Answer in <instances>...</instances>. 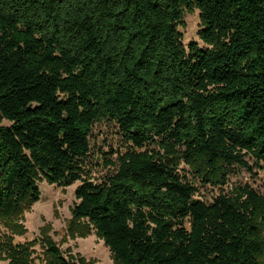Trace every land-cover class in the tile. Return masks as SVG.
Wrapping results in <instances>:
<instances>
[{"label":"trees","instance_id":"1","mask_svg":"<svg viewBox=\"0 0 264 264\" xmlns=\"http://www.w3.org/2000/svg\"><path fill=\"white\" fill-rule=\"evenodd\" d=\"M193 6L207 49L178 30ZM103 121L127 147L93 183ZM180 162L218 189L264 168V0H0V220L36 204L39 181L80 183L70 227L113 264H260L264 194L198 200Z\"/></svg>","mask_w":264,"mask_h":264},{"label":"rangeland","instance_id":"2","mask_svg":"<svg viewBox=\"0 0 264 264\" xmlns=\"http://www.w3.org/2000/svg\"><path fill=\"white\" fill-rule=\"evenodd\" d=\"M202 28L199 10L194 6L186 10L178 26L183 44L197 43L199 48L207 49L198 38ZM90 146L86 166L88 179L99 183L115 170L117 157L124 153L127 146L116 125L106 121L94 125ZM192 171L191 167L180 162V174L198 189L195 198L206 203L220 193L229 194L244 185L264 194V168L254 167L252 173L245 169H233L227 185L222 189L209 185L202 187L198 180L192 178L195 176ZM79 184L61 188L39 181L40 200L20 215L0 220V264H47L46 239L54 243L68 264H113L109 250L92 229L83 235L85 231L81 225L70 227L71 210L77 203L74 191ZM262 231L264 237V229ZM259 260L260 264H264V252Z\"/></svg>","mask_w":264,"mask_h":264}]
</instances>
